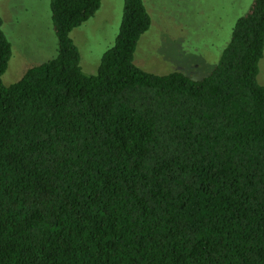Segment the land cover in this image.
Segmentation results:
<instances>
[{"label":"trees","instance_id":"1","mask_svg":"<svg viewBox=\"0 0 264 264\" xmlns=\"http://www.w3.org/2000/svg\"><path fill=\"white\" fill-rule=\"evenodd\" d=\"M101 3L52 0L57 54L9 85L0 18V264H264V0L201 78L134 62L144 0L85 72Z\"/></svg>","mask_w":264,"mask_h":264},{"label":"rangeland","instance_id":"2","mask_svg":"<svg viewBox=\"0 0 264 264\" xmlns=\"http://www.w3.org/2000/svg\"><path fill=\"white\" fill-rule=\"evenodd\" d=\"M52 0H0L2 28L12 44L3 81L9 85L25 71L57 54ZM253 0H144L152 24L137 42L134 62L146 71L164 74L182 70L206 76L217 64L237 18ZM124 0H102L96 14L71 36L85 72H95L105 50L114 44ZM259 80L264 83V57Z\"/></svg>","mask_w":264,"mask_h":264}]
</instances>
